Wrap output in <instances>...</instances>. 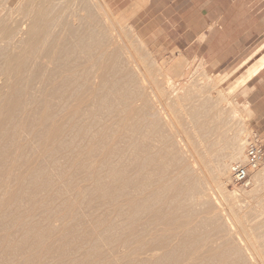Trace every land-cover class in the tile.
Returning a JSON list of instances; mask_svg holds the SVG:
<instances>
[{
  "label": "bare ground",
  "instance_id": "6f19581e",
  "mask_svg": "<svg viewBox=\"0 0 264 264\" xmlns=\"http://www.w3.org/2000/svg\"><path fill=\"white\" fill-rule=\"evenodd\" d=\"M68 4L66 0H18L10 9L16 10L18 15L0 16V42L3 43L0 44V196H5L0 198L1 226L19 228L21 222L29 223L28 217L43 205L37 201V194L49 190L42 165L49 160L59 173L63 163L64 170L69 171L64 180L73 190L77 188V169L82 175L87 170V175H83L85 179L89 175L99 183L103 181L100 169L104 168L111 182L98 185L100 191L108 192L100 201L107 202L108 220H112L110 228L115 224L128 227L137 220L143 225H160L176 223L183 216L194 219L195 207L210 205L213 218L207 216V219H212L219 231L232 230L237 220L222 209L221 180H217L225 174V161L238 164L242 161L243 148L239 139L216 153L211 173L215 175L214 180H206L211 169L208 170L206 162H195L196 168L190 166L186 155L197 158L190 149V138L180 118L164 102L162 92L146 67L140 63L139 55L123 41L122 45L134 62L133 66H126L125 59L122 60L124 48L112 45L106 26L93 14L89 3L80 0L79 9L84 15L75 17L72 23L61 15ZM61 5L65 7L59 9ZM101 10L106 14L104 6ZM261 61L249 69L247 80L264 67V58ZM183 87L172 90L175 101H195L189 96H178L186 88ZM162 100L161 107L157 108L156 102ZM192 101L190 105L186 103L188 111L183 116L199 130H204V122L210 115L198 111L205 109L207 102L195 107ZM86 104L88 109L84 110ZM121 113L141 115L151 127L150 134L136 135L135 130L142 126L141 119H127ZM111 116L122 121L120 124L124 122L116 138L119 141L114 142L121 149L113 152L104 145L100 153L90 152L88 168L83 162L77 168V151L74 155L68 152L77 148V141L79 144L85 141L83 131L97 124L101 117L108 119L89 141H106ZM212 116L221 124L225 123L220 120V112ZM84 118L91 120L89 126L79 124ZM129 126L134 129L130 135L126 133ZM79 156L83 157L82 150ZM262 170L258 168L257 173ZM200 177L206 180L205 187ZM207 186L211 189H205ZM130 191H135L138 198L125 200ZM138 192L142 197L137 196ZM111 214L120 218L112 219ZM45 231L37 233V224H33L17 238L9 253L22 251L23 255L31 256L26 251L28 247L30 252L34 248L37 250L42 246L43 237L53 236L50 228ZM31 233L33 241L26 245L25 238ZM70 240V247L51 241L50 246L42 247L38 256H45L52 250L61 257L69 256L76 237ZM93 240L91 237L87 249ZM93 249L97 253L100 249L96 241ZM157 250L156 246L147 247L138 256L150 257ZM258 254L251 241L243 236L242 241L230 244L223 252L207 250L204 255L197 256L193 264H264Z\"/></svg>",
  "mask_w": 264,
  "mask_h": 264
},
{
  "label": "rangeland",
  "instance_id": "374dc122",
  "mask_svg": "<svg viewBox=\"0 0 264 264\" xmlns=\"http://www.w3.org/2000/svg\"><path fill=\"white\" fill-rule=\"evenodd\" d=\"M66 1L69 4L61 15L72 23L75 17L84 15V12L79 9L80 0ZM258 1V14L250 15L248 5L246 6L243 0H226L224 31L219 35L216 33L211 35L208 41L202 44L203 36H197L202 25V21L198 19L201 15L193 12L196 4L190 6L184 0H179L176 6L177 14L172 15L168 12L164 16L168 19L173 16L169 23L176 28H172L157 13L159 5L157 9L138 3L121 4L116 0H83L89 3L93 14L106 26L112 45L124 48L122 60L125 59L123 61L126 66H133L134 62L131 61L128 49L122 45L123 41L128 42L131 51L139 55L140 63L146 67L158 90L162 92L164 102L171 106L172 111L180 118L190 138V149L197 158L188 154L187 161L194 168L197 167L198 161L206 162L208 170L211 169L208 173L210 175L206 174V180L209 178V181L215 177L211 173L219 150L229 146L234 139H239L243 148L241 161L243 163L239 164L246 165L247 143L256 138L254 134L256 129L264 131V116H253L251 110L252 100L257 95L255 93L251 95L253 87L257 85V79L253 81H250L252 78L246 79L249 69L260 64L264 58V0ZM17 2L18 0H0V16L7 18L18 15L16 10H10ZM219 5L221 11V0ZM101 6L105 7L106 14L101 10ZM63 7L65 6H58L59 9ZM144 9H148L149 12L143 13ZM218 9L216 4L212 15L217 14ZM245 31L248 33L243 34ZM179 86L186 88L183 87L185 89L181 90L178 96L195 99L189 100L195 103V107L207 102L205 109L198 111L210 115L209 118L206 117L204 130H199L197 125L189 123V119L183 116V113L188 111L186 103L190 105L189 102H177L171 95L172 90ZM161 103L163 100L156 102L157 108L161 107ZM87 109L86 104L84 110ZM215 112L222 114L220 120H225L224 124L214 119L212 114ZM121 115L134 121L141 119V115L128 113ZM107 119L101 117L100 122L98 120L97 124L86 128L88 129L86 132V129L83 131L85 141L81 144L87 145L88 149H85V146L82 148L77 141V148L68 152L74 155L77 151V168L82 162L88 168L90 165L87 164V157L90 152L100 153V148L104 145L107 146V150L113 152L121 149L118 143L114 142L119 141L116 138L118 131L123 129L124 122L120 124L122 121L118 122L113 116L109 118L107 140L95 143L89 141L90 136L95 134ZM200 120L203 121V118ZM90 122L91 120L84 118L79 124L89 126ZM140 122L142 126L135 130L136 135L150 134L151 127L148 122L145 119H141ZM133 130L129 126L126 133L130 135ZM260 142L264 145V137ZM93 144L97 147L94 148ZM81 150L83 157L80 159ZM225 162L227 166L225 174L217 181L221 180L219 190L224 200L219 198L220 203H224L222 209L227 211L223 213H232L237 220L230 231L217 230L215 222L207 219V216L213 218V209H210V205L195 207L197 213L194 219L183 216L176 223L160 225H143L137 220L128 227L115 224L110 228L109 223L112 220H108L110 211L107 202L100 201V198L105 199L108 192L100 191L98 185L100 182L108 184L111 182L110 178L105 176L104 168L100 169L103 181L99 183L98 180L90 179L89 175L85 179L83 175H87V170L82 175L77 169V188L73 190L64 180V175L69 171L64 170L63 163L59 173L49 160H45L42 165L50 186L48 191H43L41 195L37 194V201L43 205L34 215L28 217L29 223L21 222L19 228L1 226L0 222V264H193L196 257L204 255L207 250L223 252L230 244L242 241L243 236L255 246L264 263V177L261 176L264 170L258 173L257 170L254 171L251 174V187L239 190L232 185L229 172L231 164L236 161ZM210 163L213 165L210 166ZM199 180H202V187H205L206 180L203 181V178ZM205 189L211 187L207 186ZM138 195L142 197L141 192H138ZM132 198H138L135 191H130L125 200ZM25 206L26 204L21 208L24 209ZM111 218L120 217L111 214ZM33 224H37V233H46V228H50L53 236L43 237L42 246L37 250L34 248L30 252L28 247L26 251L31 256L23 255L22 251L9 253L8 250L16 244L17 238ZM167 233L171 234L166 236ZM32 234H27L26 245L33 241ZM72 236L76 237V242L73 243V251L69 256L61 257L53 250L45 256H38L42 247L50 246L48 243L51 241L55 245L66 244L70 247ZM91 237L94 240L87 249ZM95 241L100 248L98 253L93 249ZM192 241H195L194 245ZM152 246L158 248L153 256H138L144 249ZM35 253L37 256H32Z\"/></svg>",
  "mask_w": 264,
  "mask_h": 264
},
{
  "label": "crops",
  "instance_id": "0c3cea01",
  "mask_svg": "<svg viewBox=\"0 0 264 264\" xmlns=\"http://www.w3.org/2000/svg\"><path fill=\"white\" fill-rule=\"evenodd\" d=\"M186 3H188L190 6H194L196 4V7L193 9V12H196L198 15H201L198 19L199 21H202V25L200 26L201 30L197 34V36H203L202 44L206 43L211 35H214L215 33L219 35L221 31H224L225 29V16H226V9L224 7L226 0H221V11H220V0H184ZM244 4L248 5V12L250 15H257L258 10L257 6L259 1L258 0H243ZM118 3L123 4H144L146 6H154L158 9V5L160 6L158 14H160L161 19L164 20L166 23H169L170 19L164 17L166 16V13H171L172 15L177 14V4L179 3V0H116ZM218 5L219 9L217 14L212 15V11L214 7ZM143 13L149 12L148 9L142 10ZM151 11V9H150ZM163 16V17H162ZM170 24V23H169ZM171 25V24H170ZM172 28H176L175 25H171ZM223 33V32H222ZM248 32H244L243 34H247ZM250 35H257L253 33H249ZM196 36V37H197ZM254 79H257V85L253 87L252 96L255 94L256 97L254 100H252L251 104V110L253 113V116L263 115L264 116V91H262V88H264V67H262L253 77L250 81H253ZM256 135V139L259 141L264 137V131H259L256 129V132L254 133ZM262 147L264 148V145L261 143ZM264 150V149H263Z\"/></svg>",
  "mask_w": 264,
  "mask_h": 264
},
{
  "label": "built area",
  "instance_id": "2783aa9c",
  "mask_svg": "<svg viewBox=\"0 0 264 264\" xmlns=\"http://www.w3.org/2000/svg\"><path fill=\"white\" fill-rule=\"evenodd\" d=\"M258 168L264 169V151L261 142L254 139L246 145V165L231 164L229 168L232 185L239 190L251 187V174Z\"/></svg>",
  "mask_w": 264,
  "mask_h": 264
}]
</instances>
